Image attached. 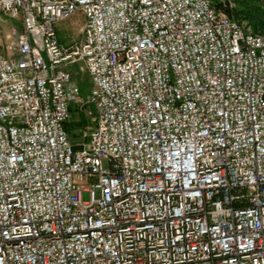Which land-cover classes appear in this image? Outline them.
<instances>
[{"label": "built area", "instance_id": "2783aa9c", "mask_svg": "<svg viewBox=\"0 0 264 264\" xmlns=\"http://www.w3.org/2000/svg\"><path fill=\"white\" fill-rule=\"evenodd\" d=\"M0 12V264H264V35L212 0Z\"/></svg>", "mask_w": 264, "mask_h": 264}, {"label": "rangeland", "instance_id": "374dc122", "mask_svg": "<svg viewBox=\"0 0 264 264\" xmlns=\"http://www.w3.org/2000/svg\"><path fill=\"white\" fill-rule=\"evenodd\" d=\"M217 3H220V6H218L219 7L218 10L221 13H225L227 15L230 13L232 8H234L235 6V3L233 0H217ZM241 24L247 27L246 23H241ZM84 25H85V18L82 14H78L68 20L60 22L57 28H58L61 40L64 43L80 41L83 37V29H84L83 26ZM21 29H22V24L20 20L13 19L9 15L0 12V43L4 45L7 44L11 36L14 35L15 32H20ZM71 68L73 71H78V70L80 71L79 65L73 66ZM79 78L82 81V83L86 86H89V84L91 83L88 74L84 71H80ZM73 118H74V121L72 122H75V123L78 121L79 118L83 120L86 119L85 115L80 114V113L79 114L75 113ZM73 128L74 127H72V130H73L72 138L77 139L76 137H78V134ZM83 197L85 201H88L90 199V193L84 192Z\"/></svg>", "mask_w": 264, "mask_h": 264}, {"label": "trees", "instance_id": "16d2710c", "mask_svg": "<svg viewBox=\"0 0 264 264\" xmlns=\"http://www.w3.org/2000/svg\"><path fill=\"white\" fill-rule=\"evenodd\" d=\"M234 8L228 14L239 23H246L253 32L264 35V0H233ZM214 7L218 9L220 3L212 0ZM71 124L70 127H75Z\"/></svg>", "mask_w": 264, "mask_h": 264}]
</instances>
